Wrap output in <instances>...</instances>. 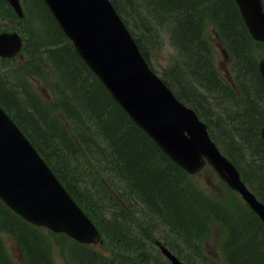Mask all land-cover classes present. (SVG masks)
Here are the masks:
<instances>
[{
  "label": "trees",
  "instance_id": "1",
  "mask_svg": "<svg viewBox=\"0 0 264 264\" xmlns=\"http://www.w3.org/2000/svg\"><path fill=\"white\" fill-rule=\"evenodd\" d=\"M113 2L126 18L133 17V31L145 28L150 39L160 27H170L181 65L171 66L163 74L164 80L181 100L197 109L215 139L225 144V152L239 166L245 180L258 187L257 192L264 199V142L260 136L264 126V81L253 55V40L236 2ZM23 5L25 19L16 14L7 0H0V16L6 20L4 26L0 24V30L17 28L28 36L25 51L39 57L57 78L59 103L45 106L41 97L16 75L13 62L4 59H0V101L11 110L38 150L61 166L60 176L70 192L98 224H103L109 241L125 252L119 254L118 262H111L88 247L78 250L70 246L69 263L150 264L148 239H153L156 232L180 257L194 263L192 254H200V242L211 221H218L228 230L222 244L227 264H264V225L259 217L246 205L230 207L197 188L190 175L113 99L64 35L43 0H23ZM207 19L218 25L236 62L232 83L222 79L214 67L212 46L205 34ZM136 39L149 60L148 46L138 34ZM210 93L217 103L221 104L220 98L226 102L222 112H216L217 105L208 97ZM241 105L244 108H239ZM208 110L220 118L217 123L211 121ZM98 164L103 165V170L97 172ZM81 166L87 170L81 171ZM110 174L115 183L122 180L127 185L118 194L122 202L138 200L141 209H125L113 198L112 185L115 192L119 190L112 184ZM89 185H99L101 189L96 192ZM101 192L119 206L109 217ZM99 215L104 216V221ZM136 217L140 224L133 221ZM2 230L25 248L29 264H56L51 239L0 199V264H14L1 239Z\"/></svg>",
  "mask_w": 264,
  "mask_h": 264
},
{
  "label": "water",
  "instance_id": "2",
  "mask_svg": "<svg viewBox=\"0 0 264 264\" xmlns=\"http://www.w3.org/2000/svg\"><path fill=\"white\" fill-rule=\"evenodd\" d=\"M67 35L132 118L181 166L200 170L208 159L264 220V204L247 188L237 167L211 140L196 112L178 101L153 73L109 0H45ZM19 15V0H9ZM246 23L264 40L261 0H237ZM22 46L16 32L0 34V55ZM260 69L264 76V59ZM264 138V128L262 129ZM206 158V159H204ZM0 196L26 219L81 240L100 234L69 193L51 175L18 126L0 108ZM173 264H185L161 246Z\"/></svg>",
  "mask_w": 264,
  "mask_h": 264
},
{
  "label": "rangeland",
  "instance_id": "3",
  "mask_svg": "<svg viewBox=\"0 0 264 264\" xmlns=\"http://www.w3.org/2000/svg\"><path fill=\"white\" fill-rule=\"evenodd\" d=\"M131 17V16H130ZM132 18V19H131ZM129 21H133V17H131ZM205 30L206 34L211 42L212 49H213V56H214V64L216 69L218 70L219 74L225 78V80L230 79L232 76V61L228 58V56H225L221 49H222V40L218 37L216 32V24L214 22H211L210 19H207L205 22ZM142 35L144 39H149V36L146 35L145 32H142ZM156 38L159 39V41H155L151 43V41H148L147 46L150 47L148 49L150 53V58L152 60V63L154 66L159 68L160 70H167L170 65H172L174 62V49L170 44V37L168 36L167 32L161 31ZM257 51V60L264 57V46L257 45L256 48ZM23 58H17L14 62V68L13 70L16 71V75L23 78H26L27 85L34 93H36L41 99L43 100V104L48 107H52L55 104L53 103L52 97L50 95L51 93V83H52V73L51 71H48V69L40 62L38 57L35 58H29L28 56L25 57L24 60H20ZM174 59V60H173ZM39 63V73L40 75H36L37 72L35 69H31L28 67V64H37ZM18 70V74H17ZM18 76V77H19ZM19 77V78H20ZM208 97L210 98V102L216 105H220V109L218 112H221V109H223L222 104L225 105L224 101H222V104L217 103L213 96L208 94ZM243 102V100H242ZM262 104H264L262 102ZM210 107L213 108V106L210 104ZM239 108H244L243 105ZM57 113H60L56 110ZM208 113L211 116V121L218 122L220 120L219 117H216L214 114H211L208 110ZM220 116L219 114H216ZM240 159L242 157L239 156ZM244 159H247V156H244ZM104 165V163H103ZM103 165L98 164L95 165L96 171L103 170ZM84 168V167H83ZM82 168V169H83ZM83 171V170H82ZM110 178L112 181V184H114V187L119 190V192H123L127 189L126 183H124L122 180L119 183H115L113 181L114 175L110 174ZM190 180L193 182V184L199 188L201 191L206 193L208 196L213 198L216 201H219L223 204H226L230 207H233L235 205L239 206H245V202L242 200V198L230 191V189L226 186V184L217 176L214 174V172L208 168L203 169L202 171L191 174ZM113 186V185H112ZM90 189L96 192H99L101 187L99 185H90ZM264 189V188H263ZM113 192V198L118 201L121 205L125 206V209H128L129 206L135 207V209H141V203L138 200H131L128 204H125V202L120 201V197L118 195V192ZM102 195H105L104 193H100ZM102 203L104 204V211L105 213L111 212L114 208V202L112 199L105 195L104 199L102 200ZM99 218L103 220V215H99ZM104 221V220H103ZM135 223L140 224L139 217H136L133 220ZM101 223V222H100ZM101 226L103 224L101 223ZM104 227V226H103ZM163 232L165 230L161 229ZM47 232V231H46ZM48 234V233H47ZM51 236L50 234H48ZM226 237V228L223 224H221L218 221H211V225L209 228V231L207 234L202 238L201 247H200V254L193 253V262L194 264H226L224 262V257L222 254V243ZM2 238L4 240V243L6 245V249L8 250V253L10 254V257L13 259L15 264H23L21 256H20V249L16 245V243L12 240V238L9 235L2 234ZM56 240H53L52 238V244H51V250L53 253V257L55 261L58 264H67L66 260L64 259V256L62 255V249L64 246L67 247L69 243V239L63 235H57L55 237ZM99 247L101 249H104L100 244ZM194 252V251H193ZM158 251L153 250L152 251V258H154V255H157ZM161 258V257H160ZM162 261V260H161ZM153 264H157L155 259H152ZM204 262V263H203Z\"/></svg>",
  "mask_w": 264,
  "mask_h": 264
},
{
  "label": "bare ground",
  "instance_id": "4",
  "mask_svg": "<svg viewBox=\"0 0 264 264\" xmlns=\"http://www.w3.org/2000/svg\"><path fill=\"white\" fill-rule=\"evenodd\" d=\"M206 3V2H205ZM49 29V28H48ZM47 30V29H46ZM48 31V30H47ZM52 33V32H51ZM45 35V34H44ZM47 36V35H46ZM60 54V53H59ZM66 54V53H65ZM71 56V55H70ZM68 58V57H67ZM61 60V59H60ZM69 65V64H68ZM72 65H73V63H72ZM69 67V66H68ZM81 73V72H80ZM71 82V81H70ZM80 83V82H79ZM84 84V83H83ZM86 85V84H85ZM77 86V85H76ZM86 87V86H85ZM84 88V87H83ZM74 90V89H73ZM77 91V90H76ZM79 92V91H78ZM248 129V128H247ZM242 132V131H241ZM248 133V132H247ZM81 134H82V132H81ZM91 135V134H90ZM80 137V136H79ZM85 138V137H84ZM81 139V138H80ZM42 140V139H41ZM83 140V139H82ZM91 141V140H90ZM50 142V141H49ZM42 143H43V141H42ZM44 144H45V142H44ZM52 144V143H51ZM52 146V145H51ZM43 147V146H42ZM49 147V146H48ZM53 147V146H52ZM56 151H58V150H56ZM50 155V154H49ZM119 218V217H118ZM120 220V219H119ZM123 232V231H122ZM125 239V238H124ZM172 251H173V253H176V254H178V251L175 249V248H173L172 249ZM182 252V251H181ZM224 261H225V263L227 264V261H226V256H224ZM150 264H152V263H150Z\"/></svg>",
  "mask_w": 264,
  "mask_h": 264
}]
</instances>
